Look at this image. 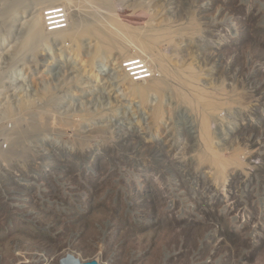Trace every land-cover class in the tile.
Instances as JSON below:
<instances>
[{
	"label": "rangeland",
	"instance_id": "obj_1",
	"mask_svg": "<svg viewBox=\"0 0 264 264\" xmlns=\"http://www.w3.org/2000/svg\"><path fill=\"white\" fill-rule=\"evenodd\" d=\"M80 1L0 0V264H264V0Z\"/></svg>",
	"mask_w": 264,
	"mask_h": 264
},
{
	"label": "bare ground",
	"instance_id": "obj_2",
	"mask_svg": "<svg viewBox=\"0 0 264 264\" xmlns=\"http://www.w3.org/2000/svg\"><path fill=\"white\" fill-rule=\"evenodd\" d=\"M38 2H40L41 0H37ZM71 1V0H70ZM127 1V0H126ZM14 2H17V5H21V4H23L24 2H25V0H14ZM81 2V1H80ZM69 3V2H68ZM113 3V2H112ZM112 3L111 2H109V1H107V0H83V2H81L80 3V6H78L79 7V13H80V15L82 14L83 16H85V17H83V18H88L87 20H89V19H91V21H89V22H85V20H83V21H80V17L78 16L77 17V20L76 21H74V24H72L71 26H70V28L69 29H67V31L66 30H59V31H57V32H48V34L50 33V34H52L53 33V35L54 34H57V35H59V34H61L62 33V35L64 34L63 32L65 31V33L66 32H69L68 33V35H71V38L72 37H75V36H77V35H79V34H81L82 33V30H84V27L87 25V24H90L91 22H95L96 20H97V18L99 19V17H101L102 15H112L113 16V14H114V12H115V9H114V6H112ZM71 4V3H70ZM79 5V4H78ZM76 6V5H75ZM66 7V6H65ZM69 7V6H68ZM100 7V8H99ZM75 8V7H74ZM102 8H104L105 9V11H103L102 10ZM67 9V8H66ZM77 10V9H76ZM58 11H60V10H58ZM124 11V10H123ZM57 12V11H56ZM117 13V12H116ZM61 16V15H60ZM117 16H119L118 14H117ZM74 17H76V16H74ZM78 18H80V19H78ZM112 18V17H111ZM116 18V17H115ZM114 18V19H115ZM101 19V18H100ZM93 20H95V21H93ZM98 21H100V20H98ZM112 20L110 19V23H112L111 22ZM85 23V24H84ZM112 25H113V23H112ZM88 26V25H87ZM89 27V26H88ZM92 27V26H91ZM62 28V27H61ZM117 28V27H116ZM56 29H58V27H54L53 28V30H56ZM90 29V28H89ZM93 29V28H92ZM91 29V30H92ZM113 29V28H112ZM117 31V30H116ZM121 31V30H120ZM95 33V32H94ZM98 33V32H97ZM49 34V35H50ZM116 34V32H113V35H115ZM118 34H119V32H118ZM155 34H157V32H155ZM158 34H160V33H158ZM96 35V34H95ZM112 35V34H111ZM113 35H112V37H113ZM120 35V34H119ZM118 36V35H117ZM121 36V35H120ZM158 36V35H157ZM56 37V36H55ZM122 37L124 38V36L122 35ZM153 37H155V36H153ZM152 37V38H153ZM97 38V37H96ZM107 38V37H106ZM150 38H151V36H150ZM150 38H149V41H151L150 40ZM63 40V39H62ZM154 40V39H153ZM106 41V40H105ZM155 41V40H154ZM156 41H157V39H156ZM160 41V40H159ZM153 42V41H152ZM125 43V42H124ZM148 43V42H147ZM157 43H158V41H157ZM106 44V43H105ZM145 51H148V50H145ZM152 52H153V50H152ZM149 53V52H148ZM153 57V56H152ZM151 57V58H152ZM134 60V59H133ZM157 60V59H156ZM156 62V61H155ZM139 63H141V62H138V63H133V64H131L130 66H133V65H136V64H139ZM159 63H160V61H159ZM165 65V64H164ZM146 67V66H145ZM163 67V66H162ZM142 68H144V66L142 67ZM139 68H134L133 70H138ZM144 72H139V73H137L136 75H138V74H143ZM123 75H126L125 73L123 74ZM128 76V75H127ZM126 77V76H125ZM129 77V76H128ZM185 77V76H184ZM190 77H192V75H190ZM124 80V79H123ZM127 81V80H126ZM125 81V82H126ZM128 81H129V79H128ZM183 83L185 82V80H181ZM187 81V84H188V81H190V80H186ZM191 82V81H190ZM186 83V82H185ZM197 84H199V83H197ZM193 87H195V86H193ZM197 88V87H196ZM198 89V88H197ZM136 92V91H135ZM141 92V91H140ZM149 92V91H148ZM190 92V91H189ZM202 92V91H201ZM142 93V92H141ZM137 94H139V92H137ZM149 94V93H148ZM185 94V93H184ZM183 93L181 94H179V96L181 95V99H180V101H182V103H183V100H187V101H189L188 100V98H189V95H188V97H185V95L187 96V94H185L184 95ZM135 95H136V93H135ZM139 95H141V94H139ZM143 95V94H142ZM191 96H193L192 95V93L190 94ZM134 96V95H133ZM137 96V95H136ZM48 97V96H47ZM194 98H196V100H197V103H198V105L200 104H202V105H204L206 102L205 101H207V105H205L204 106V108L205 107H208L209 108V110H211V111H214V110H212L213 109V106H212V104H211V102H209V100H207V97L206 98H204L202 95H196V96H194ZM220 98V97H219ZM227 98V97H226ZM183 99V100H182ZM176 101V100H175ZM186 101V102H187ZM191 101V100H190ZM186 102L184 101V103L186 104ZM203 102V103H202ZM189 103V102H188ZM196 103V104H197ZM175 105V104H174ZM182 105H184V104H182ZM194 105V104H193ZM177 106H178V104H177ZM199 107V106H198ZM197 108V107H196ZM195 108V109H196ZM204 108H202V109H204ZM214 108H215V106H214ZM151 109V108H150ZM174 109V108H173ZM176 109H178V108H176ZM194 110V109H193ZM157 111V110H156ZM195 111V110H194ZM205 111V110H204ZM152 112V111H151ZM173 112V111H172ZM176 112V111H175ZM175 112H173V113H175ZM206 112V111H205ZM205 112L203 113V110H202V115L203 114H205ZM156 113V112H155ZM179 113V112H178ZM199 113H200V111H199ZM153 116H155V115H153ZM40 117V116H39ZM202 117V116H201ZM44 119V118H43ZM40 120V119H39ZM42 120V119H41ZM209 120H210V118L205 114V116H203L202 117V119H201V125H202V128H201V131H202V135H203V138H204V144L206 145V150L208 149V150H211L212 151V154H210V152H209V159H210V162L212 163V164H214V163H217V157H218V155H216L215 154V152H214V150H213V145H214V137H212L211 136V134H210V127H209V124H208V122H209ZM41 122V121H40ZM43 124V123H42ZM9 141L10 142H14V136H10L9 137ZM202 141V140H201ZM10 144V143H9ZM10 146V145H9ZM8 146V147H9ZM11 146H12V144H11ZM16 147V146H15ZM10 148V147H9ZM11 150H12V148H11ZM207 150V151H208ZM9 152V151H8ZM13 152H14V149H13ZM6 154H8V153H6ZM10 156V155H9ZM219 160V159H218ZM67 256V255H66ZM67 257H63V258H61V261H60V264H65V259H66ZM98 262V261H97ZM79 264H83L80 260H79ZM87 264H89V263H87Z\"/></svg>",
	"mask_w": 264,
	"mask_h": 264
},
{
	"label": "water",
	"instance_id": "obj_3",
	"mask_svg": "<svg viewBox=\"0 0 264 264\" xmlns=\"http://www.w3.org/2000/svg\"><path fill=\"white\" fill-rule=\"evenodd\" d=\"M65 264H79V259H77L74 255L70 254L65 259ZM89 264H99L96 260H93Z\"/></svg>",
	"mask_w": 264,
	"mask_h": 264
},
{
	"label": "built area",
	"instance_id": "obj_4",
	"mask_svg": "<svg viewBox=\"0 0 264 264\" xmlns=\"http://www.w3.org/2000/svg\"><path fill=\"white\" fill-rule=\"evenodd\" d=\"M58 18H60V17L58 16V17L52 18V19H57V20H54V22H53L52 24H55V26L60 25V27H61V26H62V25H61L62 21H61L60 19H58ZM55 26H51L50 30H53V28H54ZM60 27H59V28H60ZM3 149H4V150H7V149H8V145H7L6 143L3 144Z\"/></svg>",
	"mask_w": 264,
	"mask_h": 264
}]
</instances>
